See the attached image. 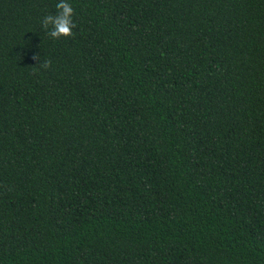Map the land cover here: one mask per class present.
<instances>
[{
  "label": "trees",
  "instance_id": "1",
  "mask_svg": "<svg viewBox=\"0 0 264 264\" xmlns=\"http://www.w3.org/2000/svg\"><path fill=\"white\" fill-rule=\"evenodd\" d=\"M68 2L0 0V264H264V0Z\"/></svg>",
  "mask_w": 264,
  "mask_h": 264
},
{
  "label": "clouds",
  "instance_id": "2",
  "mask_svg": "<svg viewBox=\"0 0 264 264\" xmlns=\"http://www.w3.org/2000/svg\"><path fill=\"white\" fill-rule=\"evenodd\" d=\"M56 9L55 15H48L43 21L45 29L48 30V35L53 39L71 36L72 30L76 26L73 20L75 12L72 4L68 0H58Z\"/></svg>",
  "mask_w": 264,
  "mask_h": 264
}]
</instances>
